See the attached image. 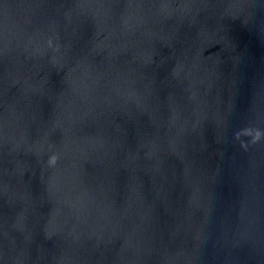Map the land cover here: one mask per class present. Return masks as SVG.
Returning <instances> with one entry per match:
<instances>
[{"label":"water","instance_id":"obj_1","mask_svg":"<svg viewBox=\"0 0 264 264\" xmlns=\"http://www.w3.org/2000/svg\"><path fill=\"white\" fill-rule=\"evenodd\" d=\"M0 264H264V0H0Z\"/></svg>","mask_w":264,"mask_h":264}]
</instances>
